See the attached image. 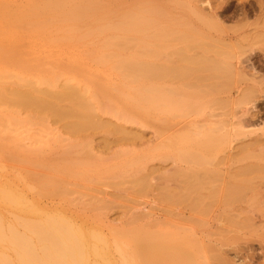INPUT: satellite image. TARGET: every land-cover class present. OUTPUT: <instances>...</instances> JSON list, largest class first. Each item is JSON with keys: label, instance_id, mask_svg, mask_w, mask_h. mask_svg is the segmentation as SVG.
<instances>
[{"label": "bare ground", "instance_id": "6f19581e", "mask_svg": "<svg viewBox=\"0 0 264 264\" xmlns=\"http://www.w3.org/2000/svg\"><path fill=\"white\" fill-rule=\"evenodd\" d=\"M71 2L16 10L0 4V39L8 42L0 57L11 65L21 59L32 71L0 86V107L12 122L24 117L64 133L57 174L96 163L98 133L114 137L116 148L141 150L129 184L154 207L133 216V227L117 234L123 248L108 258L92 244L107 240L80 210L63 207L69 200L43 209L0 188V209L20 207L11 222L0 210V264H264V0H112L104 17L96 3L68 9ZM57 17L63 28L96 25L107 34L90 45L93 61L115 81L111 90L118 102L124 96L123 107L105 90L57 83L51 63L48 78L33 76L44 69L35 57L43 41L28 40L48 36ZM143 129L151 130L145 143ZM166 150L173 152L158 168L148 165L151 153ZM61 180L39 187L51 183V200H60L69 196L57 187ZM105 203L92 196L87 206L102 204L93 211L104 214Z\"/></svg>", "mask_w": 264, "mask_h": 264}, {"label": "rangeland", "instance_id": "374dc122", "mask_svg": "<svg viewBox=\"0 0 264 264\" xmlns=\"http://www.w3.org/2000/svg\"><path fill=\"white\" fill-rule=\"evenodd\" d=\"M88 1L99 5V8L101 9L100 13L103 17V13H108L110 11L108 3L112 0H72V2L68 4L67 8L73 9L75 6L85 4ZM46 2H48V0H0V4L7 5L11 10L24 9L31 5L41 6ZM56 19V22L60 24V30H57L58 28L55 26L57 23H55L53 25L54 27L50 28L51 30H48L49 33L52 32L51 35L48 33V36L42 35L28 40L31 41V43L43 41L41 42L42 47L39 50L40 52L35 54V57L36 60L39 56L41 57L39 63L37 64L41 65L44 69L39 67L40 72L35 70L36 72L32 73L33 76L37 79L48 78L49 75H47L46 68H48L49 63H51L50 65L56 68L55 80L57 83L71 80V84L73 85H87L89 87L93 86L92 88L95 90H105L107 91V94H110V97L113 98V105H120L123 107V103L126 101L124 96L117 95V98H121L119 102L114 99L115 95L112 90L114 89L113 86L115 81L109 77L110 75H108L105 71L102 64L95 63L93 61V57L95 56L92 52H95L97 48L90 45L95 42L97 43L103 41L105 37H107V34H102L98 31L96 25H89L84 28L80 25L73 24L68 28H63V21H61V23L59 22L61 18L57 17ZM66 29H70L71 31L70 39L68 40L70 43L68 44L64 41L63 36ZM54 31L57 32L54 33ZM55 39H59L60 43L50 41H54ZM26 43L29 44V42ZM7 47L8 42L6 43L5 39H0V50L3 48L2 50L4 52L5 50H8ZM69 47L72 49L70 52L67 50ZM32 56L33 55H29V58H33ZM44 56L47 58H44ZM1 57L0 76L4 79V81L7 80H5L6 77L11 79L13 76L14 78L17 77L15 78V82H17L18 80L26 79L29 77V73L31 74L32 71L28 72L30 69H22L21 65H19V63H21V59L19 62V60L15 58L14 62H17V65H11L10 62H6ZM29 58H23L22 61L24 62L28 59L29 62ZM49 71L50 70L48 69V72ZM50 72L53 73L52 71ZM2 78L0 79V86H9V84L13 82V79H8L4 85L5 82ZM197 106L200 107L199 104H197ZM3 109L4 108L0 107V188H5L12 194L22 196L23 199L26 197V202H36L39 205V208L43 209L50 207L51 203L56 204L64 202L62 199L69 200L71 202V206L64 202L62 203L63 207L69 210H74L75 212L80 210L77 212V215L81 217L84 222L90 224L94 228V231L97 232L99 230V232L102 233L100 236L107 240L106 243L93 242L92 244L102 250V252L106 254V257H117L118 254L115 252V249L117 247L123 248L125 244V240L120 239L117 234L128 231L133 227H131V219L133 216L135 217L140 213L145 214L147 213V209L154 207L153 204H147L148 200L146 198H141L139 194L135 193L134 190H131L132 188L129 184L132 181L131 177L134 175L133 170H135L138 166L134 163L135 155H139L141 150L139 151L135 147L133 149L116 148L112 143V139L114 137H107L105 134L98 133L95 136V143L98 145V148L95 149V153L98 156L96 163L91 161L89 162V165H82V168L76 167L72 168L69 172L64 173L63 175L57 174L54 170H56L55 167L62 163V161L59 163L58 156L65 148L63 138H66V136L64 133L59 134L57 126L50 124H43L39 126V124H41L40 122H33L24 117L22 119L20 118L22 121L19 119L12 122L10 118L12 116L8 112H4L6 109ZM202 110L204 109L201 107L198 114L202 113ZM102 118L103 120L106 119V117ZM142 134H144L143 142L145 143V141L151 137V130L148 129L145 131V129H143ZM59 136H62V139L56 141L55 139H59ZM31 143L32 145H30ZM150 144L153 145V143ZM24 145L31 148V151L32 148H35V151H33L34 153L37 151L40 152H37L38 155H29L28 152L24 151L25 149H22ZM36 148H39L40 150H36ZM148 150L150 149H142L145 154H149L147 153ZM31 151L30 153H33ZM172 152L171 150H166L159 154L151 153L150 155L155 157V160L150 162L148 165L158 168L159 165H161L159 164L160 157L162 155H171ZM32 164L34 165L32 166ZM36 164H40L38 168L35 167ZM33 172L37 173L34 174ZM39 175L44 179L42 180ZM37 177H40V180L37 179ZM50 178L52 180L54 179V181L58 180V182L62 179L61 182H63V184L57 183V187H63V189L67 188L66 190L69 191V196L61 198V201L57 196L58 200H51L52 198H50V196L52 194L49 196L48 191L53 190L52 184L47 183L48 185H46L47 187L44 186L45 188L39 187V184H42L41 182L45 183V181H52ZM54 186L56 187V184ZM36 193L40 195L44 193L43 196L46 197L44 198L43 196H39L41 198L37 199V196L35 195ZM31 196L33 197L32 199ZM92 196L97 197L98 199H105L106 203L104 205L106 212H104V214L93 211V209L102 204H95L91 207L87 206ZM48 197L50 199H48ZM82 207H84L83 211L81 209ZM19 208L15 209L13 212L8 210L5 211L2 208L0 210L7 221L11 222L14 214L19 212ZM123 213H126V215H121ZM131 213H133V215Z\"/></svg>", "mask_w": 264, "mask_h": 264}]
</instances>
